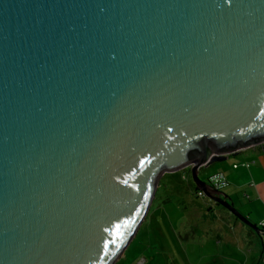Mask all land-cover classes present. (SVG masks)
Wrapping results in <instances>:
<instances>
[{
	"label": "water",
	"instance_id": "water-1",
	"mask_svg": "<svg viewBox=\"0 0 264 264\" xmlns=\"http://www.w3.org/2000/svg\"><path fill=\"white\" fill-rule=\"evenodd\" d=\"M264 143V0H0V264H116L166 173ZM264 232V231H263Z\"/></svg>",
	"mask_w": 264,
	"mask_h": 264
},
{
	"label": "crops",
	"instance_id": "crops-1",
	"mask_svg": "<svg viewBox=\"0 0 264 264\" xmlns=\"http://www.w3.org/2000/svg\"><path fill=\"white\" fill-rule=\"evenodd\" d=\"M225 160L229 161L223 162ZM225 160L201 167L200 175L204 172L206 178L203 179L208 180L211 174L223 172L228 184L222 190L227 193L235 206L257 225L264 220V143L230 154ZM247 161L251 163L250 167L242 165ZM210 167H214L211 173L208 171ZM183 176L184 178L177 172L166 173L160 182L165 179L166 185L171 182L175 185L178 181H188L187 175ZM189 186L193 191L196 190L197 195L200 189L193 188L190 183ZM178 193L186 195L187 191L179 190ZM205 196L197 195L204 199ZM209 199L203 203H196L191 199L196 207L183 216L193 218L192 222H183L184 219L180 216L179 222L183 219L180 224L167 222L165 226L155 229L158 240L152 245L156 247L155 253L161 255V263L264 264V232L262 230L255 232L230 210L222 205L221 208L214 200ZM125 253L126 250L117 262L130 264L131 261L135 262L139 258V256L132 257L128 263ZM138 262L154 263L155 257L148 262L143 257Z\"/></svg>",
	"mask_w": 264,
	"mask_h": 264
},
{
	"label": "rangeland",
	"instance_id": "rangeland-1",
	"mask_svg": "<svg viewBox=\"0 0 264 264\" xmlns=\"http://www.w3.org/2000/svg\"><path fill=\"white\" fill-rule=\"evenodd\" d=\"M229 160H225L223 162H228ZM208 171L209 173L213 172L214 167H210ZM177 173L183 178V175L186 174L188 181H178L177 183H175V185L172 182L166 185L165 179L164 181L160 182L157 190L158 196L155 200L154 205L152 204L153 208L151 206L152 211L150 215L148 213L140 230L133 238L134 240L132 241V244L130 243V246L128 247V249H126L125 254L127 256L128 263L131 261L132 257L135 258L139 256L138 260L145 257L147 259V262L149 261V259L151 260L155 257V262L148 264H163L161 263V255L155 253L156 247L152 245L156 240H158V238L156 237V230L158 228H161L162 226H165L167 222H179L180 216L183 217V222H192L193 218L190 219L187 215L183 216V214H189L190 211H192L196 207V205H194V202L203 203L205 200H210L209 197L205 195V199L202 197H197L198 194L196 195V190L193 191L192 188H190L189 183L193 186V188H196V185L192 179L190 168L183 169L181 171H178ZM205 175L206 174L202 172L200 176L201 178H206ZM179 190H186L187 194L182 195L181 193H178ZM191 199L194 202H191ZM219 206L222 208L221 205ZM182 220L180 222H182ZM138 260H136L135 262H131H134V264H141L140 262H138ZM131 262L130 264H132ZM117 263L124 264L123 261L116 262V264Z\"/></svg>",
	"mask_w": 264,
	"mask_h": 264
},
{
	"label": "built area",
	"instance_id": "built-area-1",
	"mask_svg": "<svg viewBox=\"0 0 264 264\" xmlns=\"http://www.w3.org/2000/svg\"><path fill=\"white\" fill-rule=\"evenodd\" d=\"M250 162H243L242 163V165H244V166H246V167H250ZM238 165L236 164L235 165V167H237ZM208 181H209V183L213 186V187H215V188H217V189H220V190H222L224 187H226V185L228 184V180H227V178H226V176H225V174L223 173V172H215V173H213V174H211L210 176H209V178H208ZM197 194L199 195V196H204L205 195V192L203 191V190H198L197 191ZM257 226L262 230V231H264V220L263 221H261V222H259L258 224H257Z\"/></svg>",
	"mask_w": 264,
	"mask_h": 264
},
{
	"label": "trees",
	"instance_id": "trees-1",
	"mask_svg": "<svg viewBox=\"0 0 264 264\" xmlns=\"http://www.w3.org/2000/svg\"><path fill=\"white\" fill-rule=\"evenodd\" d=\"M196 188H197V187H196ZM157 194H158V191H157V193H156V197H155V199H154L153 205H154L155 200H156V198H157V196H158ZM152 208H153V206H152ZM152 208H151V211H152ZM151 211H150V212H151ZM150 212H149V213H150Z\"/></svg>",
	"mask_w": 264,
	"mask_h": 264
}]
</instances>
